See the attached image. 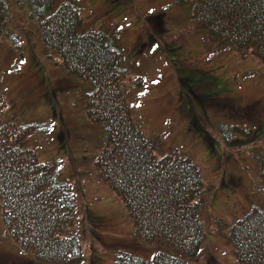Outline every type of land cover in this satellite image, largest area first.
<instances>
[{"label": "rangeland", "instance_id": "rangeland-1", "mask_svg": "<svg viewBox=\"0 0 264 264\" xmlns=\"http://www.w3.org/2000/svg\"><path fill=\"white\" fill-rule=\"evenodd\" d=\"M79 3L83 29L109 32L124 51L125 88L146 137H160V152L180 150L200 168L209 204L203 247L191 264H239L229 230L248 210L264 208V64L210 44L191 22L192 0ZM11 6L8 36L0 39V91L9 101L4 118L45 126L25 147L57 163L71 186L78 212L70 230L83 264H115L119 253L150 262L155 248L136 238L124 205L95 167L106 135L85 114L92 85L69 76L54 54L50 59L29 5ZM0 264H38L11 240L1 210Z\"/></svg>", "mask_w": 264, "mask_h": 264}, {"label": "trees", "instance_id": "trees-1", "mask_svg": "<svg viewBox=\"0 0 264 264\" xmlns=\"http://www.w3.org/2000/svg\"><path fill=\"white\" fill-rule=\"evenodd\" d=\"M13 1L30 6L50 59L54 54L69 76L92 85L84 96L85 114L106 135L96 170L124 205L136 238L155 248L150 262L120 253L116 264H191L203 246L201 172L189 156L177 149L162 153L160 137L144 134L125 90L123 52L109 33L83 29L80 0H0V39L8 36ZM190 19L221 53H247L264 64V0H192ZM8 102L0 91V210L6 231L38 264H83L79 238L70 230L78 212L71 186L61 180L57 163L25 147L45 126L6 120ZM259 172L264 181V155ZM229 241L239 264H264V208L255 206L235 221Z\"/></svg>", "mask_w": 264, "mask_h": 264}]
</instances>
